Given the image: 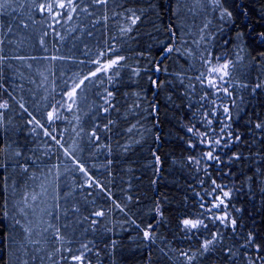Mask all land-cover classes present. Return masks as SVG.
<instances>
[{"label": "trees", "instance_id": "1", "mask_svg": "<svg viewBox=\"0 0 264 264\" xmlns=\"http://www.w3.org/2000/svg\"><path fill=\"white\" fill-rule=\"evenodd\" d=\"M39 2L0 9V264H264L247 244L264 256V0H79L60 23ZM215 57L230 62L219 90L196 79ZM213 111L218 162L198 138ZM213 181L231 195L208 213ZM202 211L207 229L186 234ZM223 211L234 230L213 223Z\"/></svg>", "mask_w": 264, "mask_h": 264}, {"label": "snow or ice", "instance_id": "2", "mask_svg": "<svg viewBox=\"0 0 264 264\" xmlns=\"http://www.w3.org/2000/svg\"><path fill=\"white\" fill-rule=\"evenodd\" d=\"M96 2L98 3H104L106 2V0H96ZM217 4H219V0H216ZM79 0H41V2H39L36 6V10L41 14L44 15L46 18H48L49 20L55 22V23H60V21L62 19H64V17H68L69 19H71V15L70 12H75L76 11V7L78 6ZM7 6V0H0V9H3ZM239 6V5H238ZM246 14V11H245ZM224 16L227 17H231L232 13L229 12L227 9H224ZM223 18V17H222ZM129 19H131V23L133 25L136 24L137 20H139L138 16H130ZM131 29L129 28L128 31H130ZM261 39L262 41H264V33H261ZM173 49L171 48H167V51L171 52ZM114 51V50H113ZM99 55L104 56L106 55V53H100ZM209 56L211 57V54H209ZM125 58L123 56H119L117 55L116 58H109L107 62L102 63L100 60L94 61V63L97 64V69L95 72H93L91 75L92 76H97L98 73L104 72L107 73L109 70L114 69L115 67L120 65V62L122 60H124ZM204 59V65L203 67L205 68V71H201L199 72V74L197 75L196 79L197 81L201 84L202 87H206L209 89H214V90H219L221 85L225 82V77H228L230 75V62H228L226 60V58H222V57H215V58H203ZM224 60L223 63H221V60ZM85 79H88V77H85ZM82 83V82H81ZM153 84H156V81H153ZM77 87H79V85H77ZM257 87H260L259 85H257ZM223 91L225 93H227L228 95H231V93L228 92L227 88H224ZM75 94V89H73L72 92H70L68 95L69 97H72ZM108 96H111L112 93L108 92L107 93ZM208 93L206 92L203 99H207L208 97ZM110 102L105 99V104H109ZM8 104L7 102L0 104V108L3 109H7ZM105 111H107L108 109L105 108ZM230 109L225 107L224 108V113H229ZM205 117V123L207 125H209L208 129H205L204 132H200L199 133V140L200 143H205L207 144L209 151L206 154V158L208 160H215V161H219V156L214 154V150H212V144H215L217 146H220L222 141L221 139H216V140H212L211 136H210V131H214V129H211L210 126L213 123V120L211 117H214L216 115V113L213 112H205L204 114ZM58 118L57 116H55V114L53 112H50L48 114V120L49 121H54V119ZM228 119H231V116L229 115L227 117ZM37 123H39L37 121ZM256 128H264V123H257L255 125ZM221 132L224 131V128L221 127L220 129ZM188 132L193 133L194 135L198 132L197 129H194L192 127L188 128ZM50 135V133H49ZM93 137L98 139L99 137L96 136V133L93 132L92 133ZM236 139L238 140L239 137H236ZM195 145L190 144V147H194ZM228 143L225 141L223 143V147H228ZM235 159H239V156H236ZM80 171H84L83 166H80ZM213 185L214 187L211 189L210 192H206L205 196H211L213 193H215L217 191V189H220V191L222 192V197L217 195L215 196L214 199L208 201V204L210 206H208L206 208V204L204 202V200H201V204L200 207L201 209H205L208 213H212L213 209L216 210H221L222 208H227L228 205L226 204V199H230V192L229 191H223V189L219 186L215 184V181H213ZM89 186H92L91 184H89ZM239 211V210H237ZM96 216H102L103 213L102 212H96L95 213ZM208 217L205 215V212L202 211L199 216L197 218H185L182 221L183 224V228L184 231L186 232V234L191 233L192 235H196L200 229H207L208 225L204 222L205 219H207ZM213 219V223L215 222H219L220 225H223L225 228L227 227H231L233 228V230L235 229L236 226V219L231 217V215L227 212V211H223V214L220 215H213L212 217ZM151 225H149V230H145L144 231V237L145 239H152L151 236ZM219 239V234H215L213 235V237L211 239H206L202 244H201V248L203 250L204 253H207L211 250V247L217 240ZM247 244L248 245H254L255 249L257 251V260H262L264 259V256L259 255L260 252V246L259 245H255V236L253 233H249L248 238H247ZM70 251V250H69ZM229 253H231V250H228ZM182 256H184L189 262H191L193 259H195L194 254L193 255H189L188 252H182L181 253ZM70 259L73 261V264H83L84 262V255L83 253L79 254V255H73L70 256ZM252 264H256V261H252Z\"/></svg>", "mask_w": 264, "mask_h": 264}]
</instances>
